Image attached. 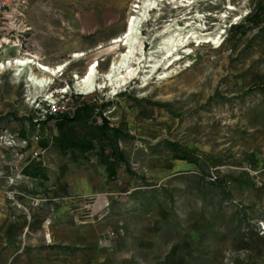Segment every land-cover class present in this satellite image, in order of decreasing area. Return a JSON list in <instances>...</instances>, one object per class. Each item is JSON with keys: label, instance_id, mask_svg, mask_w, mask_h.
Listing matches in <instances>:
<instances>
[{"label": "rangeland", "instance_id": "1", "mask_svg": "<svg viewBox=\"0 0 264 264\" xmlns=\"http://www.w3.org/2000/svg\"><path fill=\"white\" fill-rule=\"evenodd\" d=\"M8 1L13 11L0 12V61L27 49V42L20 43L21 36L13 29L19 23L18 2L23 13L30 6L40 12L47 3ZM114 1L126 22L137 0ZM230 4L235 9L229 10ZM48 10L47 17L58 24L55 10ZM198 15L203 18L196 19ZM189 23L199 26L204 35L223 33L218 48L211 41L200 46L192 39L187 48L195 52L186 56L184 48L178 49L182 60L173 75L160 80L161 68L145 88H139L141 81H134L117 95L96 93L92 103L74 106L75 111L93 108L75 120H71L75 111L62 115L47 110V98L55 97V92L30 94L27 84L15 82L11 72L0 75V264H18L21 253L42 258L50 252L65 255L56 262L47 258L38 264H179V259L181 264H264L260 228V224L264 227V0H162L142 26L145 53L162 44L166 27L178 25L186 33L191 30ZM98 47L88 51L92 54L85 61L73 64L64 79H56V88L68 84L73 94V73L81 76L94 60L100 61L99 72L103 73L123 50L107 45L95 51ZM61 49L46 47L41 62L62 63ZM189 62L191 67L185 68ZM39 96V105L28 100ZM38 134L41 141L36 143L33 138ZM70 141H81L92 149L68 148ZM39 147L48 148L45 161L31 158ZM113 150L128 164L109 157ZM106 156L116 162L114 180L105 171ZM176 161L197 169L176 170ZM97 164L117 195H100L103 203L111 202L109 211L95 221L110 219V209L121 214L124 208L133 219L130 230L124 231L128 246L114 248L112 241L118 235L111 224L98 243L102 257L95 261L89 251L93 245L81 240L69 245L54 243L52 218L45 217L40 228L31 225L37 212L46 216L51 212L48 202L52 201L44 200L43 194L56 188L54 182ZM24 195L27 201L17 202ZM95 199L86 198L81 208L88 210L85 206ZM22 212L31 228H17L13 236H5L7 224ZM76 218L87 219L88 214H77L66 224ZM155 219L160 224L158 241L151 249L140 248L144 237L156 236V231L146 227ZM109 232L117 236L108 238ZM78 256L85 260H77Z\"/></svg>", "mask_w": 264, "mask_h": 264}, {"label": "crops", "instance_id": "2", "mask_svg": "<svg viewBox=\"0 0 264 264\" xmlns=\"http://www.w3.org/2000/svg\"><path fill=\"white\" fill-rule=\"evenodd\" d=\"M118 4H116L114 0H47V3H45L43 7L44 9H40V12H38L37 8L30 6L28 11L23 13L20 12V5L18 2V19H16V21L18 20L19 23L17 24L18 32L16 35L21 36V38L18 39L20 43L21 41L27 42V49L25 51L21 50L22 53L19 50L18 55L15 56H22L27 54V52L31 54V56H43L45 48L49 46H60L64 48V50L61 49L62 55H58V57L62 56L61 58H65V60L61 59L63 60L62 62L71 60L75 53L85 52L87 56L91 55L92 52L88 51L98 45L107 46L110 40L120 36L125 31V17L124 20L121 18ZM49 7L55 10L56 21L59 22L58 24L53 23L51 19L47 17ZM37 15H44L45 17L38 18ZM174 166L176 170L188 168L197 169V166H190V164L185 161H176ZM68 168L71 167L68 166ZM64 172L65 174L70 173L68 170H64ZM120 175L122 180L126 179L124 171H122ZM67 176L68 175L62 180L60 179L54 182L53 185L56 188H53L50 193L43 194L44 200L52 201L50 203L48 202V205H50L49 207H51V212L48 216L41 215L39 212L34 214V221H32L33 224L31 226L34 225V227H36L38 225V228H40L45 221V217L48 219L52 218L51 220H53L54 223L51 224V231L53 233L54 243L62 242L69 245L76 240H81L83 243L93 245L94 249H90L89 251L91 254L90 256H93L95 261L102 257L98 243L101 235L108 230L111 224H114L116 227L118 235H116L117 238L112 241L114 248L118 251L122 244L125 243V245L128 246V242L123 240L125 237L124 231L130 230L133 216L127 215V209L124 211V208L121 214L110 209V219L98 222L95 221L96 216L101 215L99 214L101 210H104L103 208L107 205L106 211L110 207L111 202L110 200L107 203H103L100 195L105 193H112L113 196L117 195L116 188L105 183L102 166L98 164L97 166H85L78 173ZM134 183H137V181L135 180ZM124 185H127V187L129 186L127 183ZM25 196L26 195L18 196L17 199H15L17 202L24 201V199L27 201ZM93 197H95L97 201L95 202L96 206L93 210L90 211L81 208L82 205L87 202V200H85L86 198ZM1 204L2 200L0 201V205ZM119 206L124 207L123 205ZM2 213L5 216L8 215L7 211ZM82 213L88 214V218H76L77 220L74 219L75 222L72 221V223L66 224L73 216ZM28 219L29 218H26L23 212L20 213L15 222L13 221L12 223L11 220L12 224H7L8 231L5 232V236H13L14 233L12 232L17 228L18 231L31 228V226L28 225ZM79 220L83 221L79 222ZM146 227L149 230L151 228V230L156 231L157 237L149 234L151 237H144L138 244L140 248L151 249L158 241L160 224L155 219L152 221L151 225ZM60 250H62V248L58 249V251ZM66 251H68V249H66ZM174 252L175 251L172 250V255ZM60 255H65V253L50 252V254L42 258L34 257V253H21V255L18 256V264H38L39 260H47V258H52L53 262H56V260L61 259ZM76 259L81 261L85 260L79 256L76 257ZM179 260V264H181V259Z\"/></svg>", "mask_w": 264, "mask_h": 264}, {"label": "bare ground", "instance_id": "3", "mask_svg": "<svg viewBox=\"0 0 264 264\" xmlns=\"http://www.w3.org/2000/svg\"><path fill=\"white\" fill-rule=\"evenodd\" d=\"M161 1L137 0L134 2V5L131 7L132 14L128 16L125 22V31L120 36L110 40L108 44L111 47L121 48L123 50L118 52L110 60L106 71L103 73L99 72L101 64L97 60L89 63L81 76L73 73L76 75V78H74V89L76 91L80 93L109 92L110 95H117L134 81H141L142 86L139 88L142 89L147 87L150 77L158 69L162 68L163 70L160 80L173 75L178 65L177 62L182 60L181 54L176 53L178 49L184 48L182 54L186 56L195 52L194 49L187 48V44L192 39L200 46L211 41L218 48L223 39L221 35L223 33L220 32L215 37L204 35L201 33L203 31L199 29V26L194 27L189 23L187 24V28H191V30L186 33L184 28L178 25H176L175 29L166 27L162 34V44L156 50L151 51V53H145V40L142 36V26L150 19L151 12L159 8ZM175 9L178 10L179 7ZM230 9L233 10L235 8L231 5L229 7ZM201 18L203 16L198 15L196 17V19ZM104 47L100 46L95 51H103ZM156 54H159V57ZM33 57L34 59H32ZM87 57L85 52L75 53L71 60H66L56 65H49L42 63L39 55H33L31 57V54L27 52V54L22 56L0 61V75L7 71L11 72L15 82L24 81L27 84L30 94L39 95L45 93L48 87L55 84L60 72L68 71L73 64L85 61ZM191 65L192 63L189 62L185 68L191 67ZM66 92L67 90H62L59 93L55 92V94ZM53 97L50 96L48 99ZM10 199H15V196H11ZM260 226H263V224Z\"/></svg>", "mask_w": 264, "mask_h": 264}, {"label": "built area", "instance_id": "4", "mask_svg": "<svg viewBox=\"0 0 264 264\" xmlns=\"http://www.w3.org/2000/svg\"><path fill=\"white\" fill-rule=\"evenodd\" d=\"M9 3H10V1H8V0H2V3L0 4V12L1 13H3V12H12L13 11L11 9V7L9 6ZM13 29L16 32L18 31L17 30V24H14ZM32 59H34V57ZM66 73H67V71L66 72H60L59 75H58V80L59 79L60 80L64 79ZM57 90H59V91H62V90L66 91L67 90V92L66 93H62V94H56V96L51 98V99L47 98L48 102H47L46 108H47L48 111H50L51 114L61 113L63 115L66 112L67 113H69L71 111L74 112L75 111L74 110V106L76 104H79V103H82V102L92 103L93 100L95 99V95H96L95 92L94 93H80V92L76 91L75 89H74L75 92L73 94H71V92H70L71 91V87L68 84H65V86L63 85V87H57V88L53 84V86L51 85L50 87H48L46 89L45 94H50L51 93L50 95H53V93L56 92ZM33 98H35V97H33ZM33 98L28 97L29 101L34 100L31 104L33 106L39 105V102H40L39 99L41 98V96H39L36 99H33ZM75 112H74V114H75ZM33 139L35 140L36 143H39L41 141V138H40L39 134L37 136H35ZM48 153L49 152H48V148L47 147H39L38 149L34 150L31 153V158L33 160L45 161L46 157L48 156ZM95 202H97V201L95 200ZM95 202H93V204L87 205L86 209H88L90 211L93 210L95 208V206H96ZM107 207L108 206L106 205L103 208L104 210H101V213H99V214L103 215L104 211H105V209ZM260 225H262V224H260ZM260 228L264 232L263 226H260ZM110 237L114 238V237H116V234L114 232H109L108 233V238H110Z\"/></svg>", "mask_w": 264, "mask_h": 264}, {"label": "trees", "instance_id": "5", "mask_svg": "<svg viewBox=\"0 0 264 264\" xmlns=\"http://www.w3.org/2000/svg\"><path fill=\"white\" fill-rule=\"evenodd\" d=\"M92 109L93 108H86V107H83V108L78 109L76 111V114H75L74 118H72L71 120H75L76 117L78 118L80 116L81 112L88 111V110L89 111H92ZM67 147L68 148H75V149L80 150V151H83V152L92 149V146L85 145L81 141H70V142H68ZM120 154L121 153H119L118 151L113 150L109 157L112 156L114 158H117L118 161H122V162H125V163L128 164L127 160H125ZM109 157L106 156L103 159V164L105 166L106 172L108 173L109 179L110 180H114V179H116V176H117L116 162H111L109 160ZM127 171H128V173L130 175H134V173L132 172V170L130 169V167H127Z\"/></svg>", "mask_w": 264, "mask_h": 264}]
</instances>
